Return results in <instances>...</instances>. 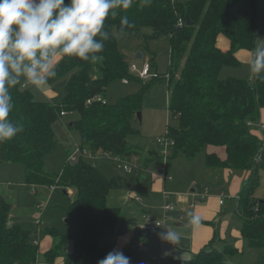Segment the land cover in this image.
<instances>
[{
    "label": "trees",
    "instance_id": "16d2710c",
    "mask_svg": "<svg viewBox=\"0 0 264 264\" xmlns=\"http://www.w3.org/2000/svg\"><path fill=\"white\" fill-rule=\"evenodd\" d=\"M258 1L151 0L150 4H142L141 0H134L131 8L117 9L115 18H106L105 30L110 38L98 54L100 60L82 61L67 56L58 60L56 76L48 81L70 74L61 104L36 101L19 84L10 89L14 109L9 119L22 131L0 143V164H22L25 183L33 187H53L52 192L75 191L66 207L74 230L67 234L55 227L44 230L54 241L43 253L47 263H52L65 243L71 241L73 249L65 254L63 264H96L107 254L98 244L99 236L110 233L118 221L119 208L107 202L115 178L104 176L82 155L74 162L64 158L62 169L52 173L47 170L44 157L57 143L52 123L61 111L78 112L73 125L79 130L82 150L130 157L127 137L135 132L131 120L141 106L139 95L119 99L115 104L86 103L99 95L105 98L114 79L132 77L112 32L114 27L121 31V16H127L134 24L123 32L139 36L144 27L150 28L149 37H143L145 45L150 38L168 36L169 66L164 75L173 124L167 126L165 135L173 142L171 157L193 159L208 147H222V158L216 152H206L205 166L245 171L236 204L242 223L240 232L248 249L264 248V200L255 196L260 186L259 171L264 169V140L250 130L264 108V80L220 76L222 67L239 65L236 55L240 50L255 49L259 37L255 30ZM187 19L190 24H186ZM224 44L226 49H222ZM10 212V204L0 195V264H34L39 253L38 244L33 243L36 237L30 230L11 223ZM214 239L217 231L205 247L176 264H241L226 257L237 252L234 246L216 249L212 245Z\"/></svg>",
    "mask_w": 264,
    "mask_h": 264
},
{
    "label": "rangeland",
    "instance_id": "374dc122",
    "mask_svg": "<svg viewBox=\"0 0 264 264\" xmlns=\"http://www.w3.org/2000/svg\"><path fill=\"white\" fill-rule=\"evenodd\" d=\"M255 22V30L259 36L255 43L256 47L257 44L260 43V39H264V0L258 1ZM112 32L116 37L118 50L124 55L128 66L135 65L137 70H140L145 62H149L150 74L146 78H141L138 71H129L132 77H130L131 79L126 78L127 82H123L121 78L114 79L107 87L106 102L115 104L119 99L139 95L141 106L137 112L140 113V120L137 118L136 112L131 120V125L135 132L127 137L128 145L140 147L136 149V153H139V156H144L146 154L144 150H159L158 153L160 154L162 152V147L159 146L158 140L165 135L167 126L173 124L167 104L169 92L168 81L167 77L164 75L169 66L168 36L166 34H161L155 38H150L145 45L143 37L151 34V30L148 27H144L142 34L140 33L141 35L139 36L126 32L121 33V31L117 30L115 27L112 29ZM226 45L227 44H224L222 49H226ZM138 52L141 54L140 58L136 56ZM251 53L252 50H240L236 55L237 60L240 62L239 65L222 67L220 76L246 78L251 75L248 67ZM53 59L58 62L60 58L55 56ZM73 72H75V70ZM69 75L70 74H67L53 82L47 81L46 84L40 87L27 84L26 81H22L19 86L29 91L36 101L59 105L63 101L64 88ZM78 117V112L67 111L65 115L60 116L52 123V129L55 133L57 143L44 157L45 166L47 170L52 173H58L63 167L64 158H68L69 153L75 151V149L81 145L79 130L73 125V122L77 120ZM254 125V128L258 127V122ZM206 152H208L206 149L198 152L193 159H187L182 156L164 158L161 157V153L160 157L154 159L153 163L159 164L161 167L163 166V161H165V166H173L176 175H183L185 181H190L192 179L197 181L207 196H209L211 191L215 190L216 187L222 188L229 199L225 200L226 202L222 207V213L218 216L221 217L222 215H226L227 218H230L232 222L229 225V229H232L235 227L234 223L238 222V217L235 212L237 195L231 193L229 181L224 185H219L218 182L220 178L224 177L223 169H206ZM169 154H171V150ZM83 157L90 163H94L96 166L98 165V169H101L102 171H100L109 177L118 174L126 178L122 180L119 186L111 188L108 194V198L112 196L111 202L113 205L121 208L120 220H123L121 219V215L126 211L125 206L122 204L124 201L123 192L128 195L130 191V188L126 184H129L128 179L131 174L128 172L124 173L122 162L114 159L113 156L108 154L87 152ZM67 160L69 161V159ZM161 170L162 168H160V171ZM213 174L215 175L214 179H212ZM233 176L243 178L245 175L242 170H234L228 177L232 178ZM259 177L260 186L257 188L255 196L260 200H264V169L259 171ZM124 180H127V183L124 182ZM186 192L187 194H193L195 196L202 195V193L198 191H195V193ZM0 195H2L11 206V223L21 229L33 232L38 231V229L44 231L46 228L55 227L60 233L67 234L71 233L75 228L74 221L69 218L66 213L68 202L75 197V194H73V192H67V194H65L62 191H54L51 193V189L48 186L39 185L34 188L32 185L25 183V170L22 164L9 162L0 164ZM132 196L134 199H139L135 198L136 195ZM180 197H182V195L178 194L177 199L182 201ZM127 200H129L128 197H125V202H127ZM193 206L194 204L191 203V207ZM41 207L44 208V211L41 213L42 224L38 226L35 222L38 213L37 208L40 209ZM168 209L170 210L165 211L167 217L165 221L171 222V224L169 223L171 226H176L177 220L172 221L169 219V215L174 216V206L172 205L171 208ZM158 218L161 220L160 222H162L163 216H158ZM142 222L147 223V220H137L136 223L138 225ZM163 227L164 223H162V228ZM137 228H139V226ZM176 228L181 229L179 226ZM162 233L163 231H161L160 234L144 233L141 238H143L142 241L149 246V249L146 254L134 249L132 251L133 254L129 256L126 255L130 258V264H176L174 260L175 256H173L175 251H173L174 249L171 247V243L163 245ZM40 235L43 236V232L42 234L40 233ZM112 236L115 235L107 233L102 235L101 238L105 240V244H103L104 247H108V249L111 248ZM163 247H166V249H163ZM159 254L164 255L161 261L154 257ZM180 257L188 258L191 257V255L185 253V255L181 254ZM226 257L228 259L237 260L241 264H264V248L248 249L246 246L242 253H238L235 257H233V255H228Z\"/></svg>",
    "mask_w": 264,
    "mask_h": 264
},
{
    "label": "clouds",
    "instance_id": "9594fccd",
    "mask_svg": "<svg viewBox=\"0 0 264 264\" xmlns=\"http://www.w3.org/2000/svg\"><path fill=\"white\" fill-rule=\"evenodd\" d=\"M150 4L151 0H141ZM134 0H0V143L22 131L9 115L14 109L10 91L22 81L40 87L56 76L53 57H77L98 61L109 40L105 20L115 18L117 9H129ZM134 27L121 16V33ZM248 67L253 78L264 80V39L252 51ZM190 223L199 217L188 213ZM169 242H178L175 231L163 234ZM96 264H130L122 251H109Z\"/></svg>",
    "mask_w": 264,
    "mask_h": 264
},
{
    "label": "crops",
    "instance_id": "0c3cea01",
    "mask_svg": "<svg viewBox=\"0 0 264 264\" xmlns=\"http://www.w3.org/2000/svg\"><path fill=\"white\" fill-rule=\"evenodd\" d=\"M250 76H252V74L247 77ZM256 122H258V127L254 128V124ZM254 124L251 126V132L256 135L259 140H264V126H260V124H264V108L261 109L259 119L256 120ZM129 148L131 150V155L128 159H125L128 160L130 164H132V172H129L131 174L130 178L128 179L129 184L126 182L127 180H124V182L127 183L126 185L130 188V191L128 195L127 193L123 192L124 201L122 202V204L126 208V211H124L121 215V219L123 220H120L121 208L118 207L120 213L117 224L110 233H107L115 235L111 237L112 245L110 249L103 246V244H105V240L101 237L104 234L100 235L98 238L99 246L103 248L106 253L113 250L122 251L123 249V253L127 252L129 253V255H131L133 254L132 251L134 249H137L141 253L146 254L149 246L142 241L143 238L141 237L144 233L148 234L150 232L141 231V229L137 228L139 224L145 222L139 223L138 225L136 222L137 220H150L152 222L161 221L158 216H163L162 223H164V227L162 228V234L166 233L168 229L175 231L179 236L178 242H169L168 240L164 239V236L162 238L163 245L171 243V247L174 249L173 251H175V253L173 254V256H175V262H177V260L190 258L180 257L181 254H190L192 257L200 249L205 247L210 242V240L214 238L215 231H217V239H214L212 243L213 247L217 246L215 247L216 249L222 250L224 249V247H226V245H232L237 249V252L234 253L233 257H235V255H237L238 253H242L246 245L244 244L241 236L240 230L242 223L237 215L236 205L235 212L238 217V222L234 223V228L229 229V225L232 222L230 218H227L226 215H222L221 217L218 216L220 213H222V207L226 202L225 200L229 199V197H226L222 204L219 203L220 194L225 193L222 188L216 187L215 190L211 191L210 195L207 196L205 194V191L203 190V188H201V185L197 181H194L193 179L190 181H185L183 175H176L173 166H165V161H163V166L161 167L159 166V164L153 163L154 159L160 157L161 153V157L170 158V148L167 150L166 154H164L163 152L159 154V150H144V152H146L144 156H139V153H136V149L140 147H132L129 145ZM206 150L208 152L218 153L221 158L224 156V149L222 147H208ZM98 153L99 152H97V154ZM160 168H162L161 171ZM206 169L210 170V168L207 167ZM243 172L245 175L243 178H239L237 176L229 178L228 175L233 173V171L225 169L224 177L220 178L223 181V184H220V182L218 183L219 185H224L227 181H229V184L231 185V193L237 195L240 185L246 177L245 171ZM124 173L126 172L124 171ZM104 176H106L107 178H115L116 181L114 182L113 187L119 186L122 183V180L126 179L122 177V175L118 174L116 176L114 175L110 177L104 174ZM168 177H171V179H168ZM212 177V179H214L215 175L213 174ZM186 191L194 193L195 191H198L199 193L204 194L205 197L203 199H200L198 195H190L187 194ZM67 192H73V194H75V191L73 189H68ZM63 193L67 194L64 191ZM165 194H168L167 198L165 197ZM178 194L182 195V201L177 199ZM132 195H137L139 199H134ZM125 197H128L129 199L127 200V202H125ZM111 199L112 196L110 198L107 197V202L109 205L114 206L111 202ZM166 203H171L174 206V216L169 215V219H171L172 221L177 220L175 224L176 226H171V222L165 221L167 218L165 213V211H167V209L165 208ZM191 203L194 204L193 207H191ZM189 212L199 217L198 223L189 222ZM10 216L12 220L11 212ZM41 224L42 219H40V223L37 225L40 226ZM178 226L181 227V229L176 228ZM42 232L43 236L40 235V233L42 234ZM31 233L36 237L39 246L37 261L34 264H63L65 254L71 252L73 249V243L71 241H67L64 245V248L61 250L60 255L57 256L52 263H47L44 260L43 253L49 250L53 245L54 241L52 237L45 233V231H43L42 229H38V231H33ZM163 249H166V247H163ZM159 256L164 255L159 254L154 257L156 259ZM157 260L161 261L162 259ZM229 260L239 262L231 258Z\"/></svg>",
    "mask_w": 264,
    "mask_h": 264
},
{
    "label": "built area",
    "instance_id": "2783aa9c",
    "mask_svg": "<svg viewBox=\"0 0 264 264\" xmlns=\"http://www.w3.org/2000/svg\"><path fill=\"white\" fill-rule=\"evenodd\" d=\"M182 20L181 19H179L178 20V25H182ZM129 70L131 71V72H135V71H138V74H139V76L141 77V78H146L147 76H149V72H150V64H149V62H145L144 64H143V66L141 67V69L140 70H137V68H136V66L135 65H131L130 67H129ZM250 77H252V76H250ZM123 82H127V79L126 78H123ZM98 101H101L102 103H105L106 102V99L104 98V97H102V96H96V97H93V98H89V99H87L86 100V103L87 104H91L92 102H98ZM65 111H61L59 114V116H63V115H65ZM249 124H251V123H249L248 122V125ZM260 126L262 127V126H264V124H260ZM158 144H159V146H161L162 147V152L164 153V154H166V152H167V150L173 145V142H172V140H170L169 138H167V136L166 135H164L162 138H160L159 140H158ZM85 153H87V152H85L84 150H82L80 147H77L76 149H75V151H72L69 155H68V158L67 159H69V161L70 162H74V161H76L77 159H78V157L80 156V155H82V156H84V154ZM115 159H117V160H119V161H121L122 162V166H123V169H124V171L125 172H131V170H132V164H130L129 163V161L128 160H126V159H123V158H121V157H117V156H113ZM168 179H171V177H168ZM50 189H51V191L53 190V187H50ZM168 194H165V197L167 198L168 196H167ZM135 196V195H134ZM200 197V199H203L204 197H205V195L204 194H202L201 196H199ZM227 196H226V194L225 193H221L220 194V197H219V203L220 204H222L223 202H224V199L226 198ZM135 198H139L137 195H136V197ZM180 199L182 200V197H180ZM167 205H165V208L168 210V208H171V206H172V204L171 203H166ZM43 207H41L40 209L39 208H37V211H38V213H37V215H36V223L37 224H39L40 223V219H41V213H42V211H43ZM139 226V229H141V231H145V232H150V233H154V234H160V232L162 231L161 229H162V222H160V221H157V222H153V223H151V222H149V221H147V223H142V224H139L138 225ZM33 243L34 244H38V242H37V239L36 238H34L33 239ZM157 259H163V256H159V257H157Z\"/></svg>",
    "mask_w": 264,
    "mask_h": 264
},
{
    "label": "water",
    "instance_id": "95a60500",
    "mask_svg": "<svg viewBox=\"0 0 264 264\" xmlns=\"http://www.w3.org/2000/svg\"><path fill=\"white\" fill-rule=\"evenodd\" d=\"M190 23L191 22L187 19L186 20V24H190ZM136 56L140 58L141 57V54L138 52L136 54ZM137 118L140 120V113L139 112H137ZM98 152L101 153V150H99ZM219 182H220V184H223V181L221 179L219 180Z\"/></svg>",
    "mask_w": 264,
    "mask_h": 264
}]
</instances>
